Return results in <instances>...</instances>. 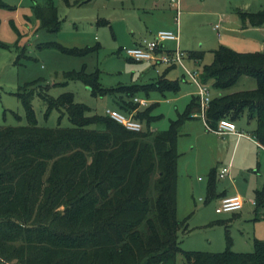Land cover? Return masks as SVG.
Listing matches in <instances>:
<instances>
[{"label":"trees","instance_id":"obj_1","mask_svg":"<svg viewBox=\"0 0 264 264\" xmlns=\"http://www.w3.org/2000/svg\"><path fill=\"white\" fill-rule=\"evenodd\" d=\"M32 13L40 28L59 30L52 3L34 5ZM236 14L241 29L264 27V1L257 11L237 10ZM43 47L77 56L96 49ZM212 56L201 67L202 83L224 90L247 76L256 81V87L213 97L205 109V123L214 129L220 119L234 122L246 115L255 121L252 134L264 147V51L237 52L220 46L212 50ZM188 57L201 60L203 52L190 51ZM64 76L85 83L95 97L132 96L139 89L178 90V82L164 75L144 86L110 88L100 86L97 71H71ZM37 86L25 84L14 93L23 105L26 124L0 125V264H174L179 253L183 264H264L260 239L253 240L251 252L180 248L176 145L183 122L199 110L197 96L161 131L150 129L159 118L150 115L152 105L137 111L135 118L144 126L133 132L75 102L70 92L52 97L47 94L49 85L41 92ZM34 96L44 103L45 118L57 110L58 123L66 115L70 126L38 125ZM128 106L133 110L137 104ZM214 175L213 170L209 193ZM254 200L256 208L262 205L264 193L257 191Z\"/></svg>","mask_w":264,"mask_h":264},{"label":"rangeland","instance_id":"obj_2","mask_svg":"<svg viewBox=\"0 0 264 264\" xmlns=\"http://www.w3.org/2000/svg\"><path fill=\"white\" fill-rule=\"evenodd\" d=\"M69 1L70 5L64 0H0V44H3V47L0 46V125L26 124L23 105L14 93L18 87L29 83L39 85L36 89L40 92L46 88L45 85H49L47 94L52 97L70 92L75 102L89 106L93 113L102 115L108 108L128 116L127 111L116 104L117 94L95 97L85 83L65 79L64 75L71 71L83 70L86 74L97 71L98 82L103 88L135 83L139 80L137 70L144 64H134L125 51L133 47V41L141 36L149 40L158 31H175L176 28L175 13L167 6L168 0ZM263 1L186 0V8L194 13L186 23V15H179V43L164 41L162 46L166 50L178 49L183 55V65L188 70L198 71L211 62V50L220 46L237 52L260 51L259 35L233 32L231 21L236 17L237 9L254 12L261 8ZM46 3H52L56 8L60 23L56 32L40 28L39 23L33 20V6ZM142 9L149 14L146 15ZM140 21L150 23L148 26L151 27H146L147 32ZM168 22L173 26L164 28V23ZM259 34L260 38H264L263 33ZM249 38L258 44L245 45ZM47 44H58L72 50L96 49L77 56L57 48L43 47ZM193 50L203 52V58L196 63L187 58L188 51ZM155 67L160 75L164 72L167 79L177 81L179 88L177 92L153 90L149 93L150 100L158 104L156 113L161 114L150 129L160 131L168 127L169 120L175 119L178 112H182L188 95L196 92V87L193 89L190 82L182 79L184 69L179 64L167 72L164 64ZM155 71L148 70L147 74L157 76ZM186 78L189 79L188 76ZM245 79L255 85L254 79L243 76L223 92L251 88L244 82ZM64 81L67 83L65 86L54 85ZM204 84L209 88L210 95H217L220 91L214 89L210 82ZM140 97L145 95L142 93ZM32 107L38 125L70 126L66 115L58 123L57 110H52L45 118V105L38 96L33 97ZM198 117L186 119L177 137L176 217L182 223L178 232L180 248L183 251L222 252L229 249L251 252L254 239L264 241V203L257 208L252 205L255 193L264 190V150L254 148L251 164L239 165L236 162V170L222 180L218 179L220 169L228 166L230 154L226 153L231 151V146L225 142L226 136L207 132L201 117ZM234 123L247 131L255 129V121H249L246 115ZM256 149L259 153H256ZM239 157L237 155V159ZM213 170L217 175H214L216 188H224L228 195L238 194L243 199L239 211L216 213L218 199H204L203 187L208 184ZM174 264H183L181 253L177 254Z\"/></svg>","mask_w":264,"mask_h":264},{"label":"crops","instance_id":"obj_3","mask_svg":"<svg viewBox=\"0 0 264 264\" xmlns=\"http://www.w3.org/2000/svg\"><path fill=\"white\" fill-rule=\"evenodd\" d=\"M185 1L186 0H179V5H178V8L175 6V5H173V3H171L170 2V0H168V3H167V6L170 8V9H172V10H174V13H175V16H174V21H175V25H176V28H175V31H173V32H176L177 34H178V41L176 42V41H174V42H176V43H179V27H178V25H179V15L181 14H184V15H186L185 16V19H184V23H186V21L187 20H189L188 18H189V16L190 15H192L194 12H192L191 10H188L186 7V5H185ZM68 5H70L71 3H70V1L69 0H67V2H66ZM75 3V2H74ZM248 5V4H247ZM175 7V8H174ZM262 7V6H261ZM237 10H243V11H246V10H244V9H237ZM236 10V11H237ZM142 11H144L145 13H146V15H148L149 14V12H146V10L145 9H142ZM151 14V16H155L154 15V13H150ZM223 15V14H222ZM58 16V15H57ZM156 16H158V15H156ZM34 20V19H33ZM36 21V20H35ZM38 22V21H37ZM101 22H105V21H101ZM141 22V21H140ZM231 22H233V28H231V30H233V32L235 31V32H239V33H242V34H244V33H249V32H253V33H257L258 35H259V41L261 42V44H260V47H259V49H260V51H264V38H260V34L259 33H263V37H264V27H249V28H246V29H241V27H240V21H239V18H238V16L236 15V17H234L233 19H232V21ZM149 23V22H148ZM150 24V23H149ZM149 24H146L145 22L144 23H142L141 22V27H145V31L147 32L148 31V28H150L151 26H148ZM165 25H164V28L166 27V28H168V27H171V22H168V23H164ZM173 26V25H172ZM40 27V26H39ZM146 27H148V28H146ZM170 31V30H169ZM146 36H141V37H139L138 39H135V41H133V46H135V45H138L143 39H146L145 38ZM261 37H262V35H261ZM247 41L245 42V45H256V44H258V42H256L253 38L251 39V38H249V39H246ZM164 42V41H163ZM244 45V44H243ZM164 47V46H163ZM166 50V49H165ZM166 51H172V50H166ZM194 51V50H193ZM212 51V50H211ZM188 52H190V51H188ZM189 60H191L193 63H196V62H198V61H200V60H193V59H190L189 57H187ZM183 59V58H182ZM131 60V59H130ZM134 64H144V65H142V68H139V70H137V72H138V81H136L135 83H131V84H128V85H122V86H133V85H137V86H144V85H148V84H151V83H154L155 81H157V78L158 77H160V76H162V75H164V77H165V79H167L166 78V76H165V73L163 72L161 75L158 73V70H157V68L154 66V65H152V64H150V63H147V62H135V61H132ZM183 64V63H182ZM205 65V64H204ZM177 66V64H173V65H169V66H166L165 67V72H167L168 70H170V69H173V68H175ZM184 66V65H183ZM185 67V66H184ZM183 68V67H182ZM186 68V67H185ZM155 69H156V71H155ZM187 69V68H186ZM148 70H151L152 72H156L157 74V76H154V75H152V74H147V72H148ZM190 71H196L199 75H200V71H201V68H200V70L198 71L197 69H195V70H190ZM155 74V73H154ZM186 74H185V72H183L182 74H181V77H182V79L184 80V81H186V82H190L189 84H192L193 85V89H195V87H196V85L194 84V83H192V81L190 80V79H187L186 78ZM243 76H241V77H239L238 78V80H237V82L240 80V78H242ZM189 78V77H188ZM253 79V78H252ZM169 80V79H168ZM236 82V83H237ZM244 82L245 83H247V84H249V87H251V88H249V89H247V90H252V89H254L255 87H256V81H255V85H254V83H252V81H246V79L244 80ZM235 83V84H236ZM234 84V85H235ZM254 85V86H253ZM119 86V85H118ZM231 88V87H230ZM230 88H228V89H230ZM178 90H179V88H178ZM177 90V91H178ZM177 91H172V92H177ZM224 90H220L219 92H218V94L217 95H211V97L213 98V97H215V96H220V95H226V94H231V93H234V92H239V91H234V92H228V93H224L223 92ZM243 91H245V90H243ZM150 92H153V90H149V91H146V89H139V91H137V92H135L132 96H125V95H121V94H119V93H110V94H113L114 96H117L118 95V97H116L118 100H117V105L120 107V108H123L124 110H126L127 111V113H128V115H131V116H133L134 118H135V113L137 112V111H142V110H144L146 107H149L150 105H152V110H151V112H150V115L151 116H154V117H161V114H158V113H156V110H157V108H158V104H157V102H154L153 100H150V98H149V93ZM167 92H171V91H167ZM196 92H197V87H196ZM196 92H191L189 95H188V100L185 102V106H184V109L182 110V112L185 110V108H186V106H187V104L191 101V99L193 98V97H195L196 96ZM144 94L145 95V97H140V95L141 94ZM117 94V95H116ZM134 97H137V98H139V99H145L146 101H147V106H145V107H141V106H136V108L135 109H133V110H130V106H128V103H130V102H133V98ZM134 103V102H133ZM136 104V103H135ZM106 109H108V108H106ZM105 109V110H106ZM182 112H178L177 113V116H178V114H180V113H182ZM177 116H176V118H177ZM198 116H200V114H199V110L197 111V112H194L192 115H191V117H189V118H196V117H198ZM201 117V116H200ZM159 118H157L156 120H154V121H152L151 122V124L150 125H152V124H154L157 120H159ZM175 118V119H176ZM199 118V117H198ZM136 119V118H135ZM188 119V118H187ZM201 119H202V123H203V126L206 128V125H205V121L203 120V118L201 117ZM138 120V119H137ZM174 120V119H173ZM140 121V120H139ZM171 120H169V122H170ZM141 122V121H140ZM142 123V125L144 126V122H141ZM169 125V124H168ZM236 125V124H235ZM236 128H237V131L239 132V133H241L242 135H238V134H231V133H229V134H224V136H226V138H225V142L226 143H228L230 146H231V151L230 152H227L226 153V155L227 154H230L229 156H228V166H224V167H227L228 168V174L227 175H229V174H231L232 172H233V170H236L237 168H236V162L239 164V165H244L243 163H249V164H251L250 162H252L251 160H252V157L254 156V148H260V149H262V150H264V147H262L260 144H258L257 143V141L255 140V138H254V136H253V134H252V131L253 130H251V131H247V130H244L243 128H240V127H237L236 126ZM152 131H155V130H152ZM161 131V130H160ZM206 131L207 132H212V133H214V134H217L216 132H214L213 130H209V129H207L206 128ZM219 135V134H218ZM222 138H224V137H222ZM244 149H246L247 151H244ZM223 151V150H222ZM256 153H259L258 152V149H256ZM243 154H245V155H243ZM237 155H240V160H239V158L237 159ZM247 157V158H246ZM248 157H250L249 159H248ZM247 159V160H246ZM243 160V161H242ZM246 160V161H245ZM177 163H178V159H177ZM215 175H216V173H215ZM226 175V176H227ZM217 176V175H216ZM218 178V177H217ZM225 178V177H224ZM219 179V178H218ZM222 180V179H221ZM210 181H211V178H209V182H208V184H206L204 187H203V190H204V193H205V198L204 199H207V197H209V198H216V199H218V203H219V201H220V199L222 198V197H225V196H230V195H228L227 193H226V190L223 188V189H221V188H219V187H217L216 188V184L214 183V185H212V187H211V189H212V192L211 193H209L208 191H209V187H210ZM262 192H264V190H261ZM236 195H238V194H236ZM255 201V200H254ZM218 205V204H217ZM255 206V205H254Z\"/></svg>","mask_w":264,"mask_h":264},{"label":"built area","instance_id":"obj_4","mask_svg":"<svg viewBox=\"0 0 264 264\" xmlns=\"http://www.w3.org/2000/svg\"><path fill=\"white\" fill-rule=\"evenodd\" d=\"M177 8L179 5V0H170ZM217 26H215V29ZM163 41H178V34L173 31L161 30L158 31L154 38L143 39L138 45H135L125 51L129 59L135 62H147L154 66L159 64H164L166 66L179 64L183 67L185 74L197 87L196 96L198 97L199 103V114L205 118V109L211 101L212 97L210 95L209 88L206 84L202 83L199 74L196 71H190L186 69L182 64V52L177 50L166 51L162 46ZM133 102L138 106H147V101L145 99H139L137 97L133 98ZM105 115L110 117L112 120L122 125L125 129L133 132H139L143 129L142 123L135 119L133 116H124L116 110L106 109ZM206 128L213 130L219 135L224 134H238L242 135L237 131L236 125L233 121L223 118L220 119L216 125V128L211 129L205 123ZM228 174V168L222 167L218 172V178L223 179ZM255 205V201L252 202ZM243 206V199L239 195H230L222 197L215 208L216 213H230L239 211Z\"/></svg>","mask_w":264,"mask_h":264}]
</instances>
